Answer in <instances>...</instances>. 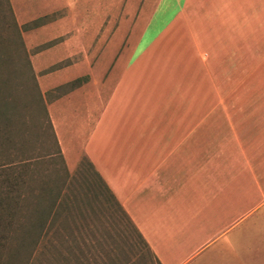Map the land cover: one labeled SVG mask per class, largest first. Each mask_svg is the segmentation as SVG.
<instances>
[{"label": "crops", "instance_id": "0c3cea01", "mask_svg": "<svg viewBox=\"0 0 264 264\" xmlns=\"http://www.w3.org/2000/svg\"><path fill=\"white\" fill-rule=\"evenodd\" d=\"M153 15L128 57L45 80L33 61L58 148L70 171L88 161L158 264H221L222 247L264 264V0H160Z\"/></svg>", "mask_w": 264, "mask_h": 264}, {"label": "rangeland", "instance_id": "374dc122", "mask_svg": "<svg viewBox=\"0 0 264 264\" xmlns=\"http://www.w3.org/2000/svg\"><path fill=\"white\" fill-rule=\"evenodd\" d=\"M159 2L0 0V172L13 170L22 186L17 202L13 196L5 198L0 264H158L88 161L69 170L33 61L45 80L69 66L83 65L84 57H128V47L140 38ZM176 10L163 7L153 22L159 29L147 39L155 40ZM189 20L197 21V16ZM228 32L231 52L244 57L243 31ZM86 80L62 81L64 86L48 98ZM8 182L0 177L5 195L11 190ZM223 248L221 264H246Z\"/></svg>", "mask_w": 264, "mask_h": 264}, {"label": "trees", "instance_id": "16d2710c", "mask_svg": "<svg viewBox=\"0 0 264 264\" xmlns=\"http://www.w3.org/2000/svg\"><path fill=\"white\" fill-rule=\"evenodd\" d=\"M4 115H5V117L3 118V120H5V118L7 117V113H4ZM2 170L3 171L0 172V177H3V176L7 177V180H9L8 184H10L11 190L8 193V195H5L4 192H2L0 190V217H1V214L4 213V211H5V198H6V196H11V198L14 197L15 201L17 202L18 201L17 199H19V197H21V195H22L21 194L22 186H21L20 176L13 174L14 172L13 173L10 172V171H13V170H9V169L8 170L2 169ZM0 188H1V186H0ZM16 205L18 206V204H16ZM142 240L144 241L143 238H142ZM144 243L146 244L145 241H144ZM146 246L148 247L147 244H146Z\"/></svg>", "mask_w": 264, "mask_h": 264}]
</instances>
